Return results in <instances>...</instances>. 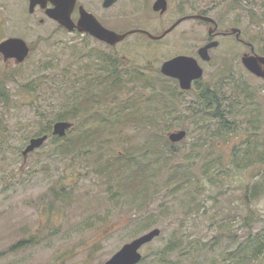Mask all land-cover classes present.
Returning a JSON list of instances; mask_svg holds the SVG:
<instances>
[{
	"label": "rangeland",
	"instance_id": "rangeland-1",
	"mask_svg": "<svg viewBox=\"0 0 264 264\" xmlns=\"http://www.w3.org/2000/svg\"><path fill=\"white\" fill-rule=\"evenodd\" d=\"M168 1L163 14L153 11L152 0H118L108 9L101 0H79V4L119 32L144 28L154 34H162L184 15L205 10L218 22V30L240 28L241 38L264 55V0ZM213 26L188 19L159 40L132 33L108 45L86 33L69 31L38 8L31 13L30 0H0V40L19 36L31 46L23 63L5 60L0 53V264H103L124 244L155 227L162 233L141 248L139 264H264V163L245 169L234 163L247 142H264V80L244 66V53L252 51L236 33L218 38L220 45L211 49L210 61L199 56ZM95 49L123 62L122 69L138 66L153 89L154 82L166 77L161 72L163 62L177 55L194 56L204 68L200 84L179 94L178 117L158 130L166 138L170 132L186 129L187 136L173 143L176 154L167 160L175 164L166 163L155 196L138 195V182L121 187L85 161H93V155L62 151L51 134L43 145L23 154L61 109L70 73L76 80L75 72L86 61L87 55H82ZM173 82L179 86L176 79ZM128 86L133 92H152L141 84ZM209 86L231 111L206 121L186 109ZM129 94H120V99ZM113 106L110 101L103 110ZM223 118L232 129L226 138L208 131ZM129 121L118 124L108 136L111 154L136 157L140 153L149 129L138 120ZM75 135L73 130L70 137ZM151 148L145 156L153 161ZM161 150L168 155L166 148ZM172 167L189 169L190 178L178 173L176 180L169 181ZM131 177L138 178L133 173ZM55 187L67 191V197L56 200L51 192ZM170 239L175 240L177 252L159 258ZM192 239L199 243V253L194 255L186 249Z\"/></svg>",
	"mask_w": 264,
	"mask_h": 264
},
{
	"label": "trees",
	"instance_id": "trees-1",
	"mask_svg": "<svg viewBox=\"0 0 264 264\" xmlns=\"http://www.w3.org/2000/svg\"><path fill=\"white\" fill-rule=\"evenodd\" d=\"M202 13L206 14L205 12ZM84 55H87V58L81 67V71L77 70L75 72L78 75L74 73L76 80H73V75L70 73V77L65 83L66 99L61 104V109L55 114L54 118L48 119V124L39 132L40 135L51 134L54 141L60 142L58 144H60L59 147L62 151L68 153L69 151H79L88 156L93 155V161H85L94 163L98 172L104 171L108 173L112 180L115 178L117 184H120L121 187H131L132 184L138 182V186L135 189L138 195L148 196L149 194L155 196L160 192L158 187H161L157 178L161 177L163 170L166 169V163H169V165L175 164H170L167 159H170V155L176 154V145L170 142L168 137L165 138L163 135H159L158 130L162 125L168 126V122L178 117L180 113L179 102L181 101L179 94L190 92L194 88L191 90H180L179 86L173 82L174 79L166 76L163 77V81L154 82L157 86L154 85L153 89L149 76L136 65L133 66L131 71L122 69L123 62L111 56L108 52L97 49H95V52L89 50L82 56ZM129 84H132V86L141 84L147 89L151 87L152 92L149 94H147V91L133 92V90L127 89ZM198 84H200V80L196 85ZM210 88V86L202 88L197 93L196 98L189 102L186 110L190 112L191 116H198L199 119L208 121L211 120V117L222 116L231 111L230 108L223 106L218 91H212ZM31 90H35L34 86L31 87ZM177 90L179 91L177 92ZM127 91L130 94L125 99H120L119 95ZM214 92L217 94H213ZM235 100L237 99L235 98L233 101ZM110 101H113L114 106L103 110V107ZM215 102L218 103L217 110L213 112L212 107ZM230 107H232L231 104ZM219 108L222 109V113ZM82 116L83 119L81 118ZM69 119L77 120L78 122L72 130H68L65 137L52 134L54 122ZM128 120H133L136 123L138 120L141 126L143 125L149 130L146 132L143 146L138 148L140 153L136 157L128 154L126 156L120 154L118 155L120 157H118L110 153L113 144L108 136L115 132L114 130L118 124L121 125ZM214 125L212 128H208V131H212L218 137L226 138L232 131L230 124L225 118L221 119L217 125L216 123ZM153 127L154 133L152 134ZM73 130L77 132L75 140H73L75 136L70 137ZM71 139L73 142H71ZM77 142L79 143L75 144ZM106 143H109L110 146L106 147ZM247 144L248 147L241 155H235L234 163L242 169L263 164L264 142H247ZM161 147L167 149L168 155H165V151L161 150ZM150 148L154 154L153 161L145 156L146 153L151 152ZM105 150H109L108 155H106ZM160 159H162V164L158 161ZM126 166H129V170L124 175L123 171L127 168ZM171 170L169 181L176 180L178 173H184L187 178H190L189 169L172 167ZM132 173L137 174L138 178H132ZM149 174H152L151 178H149ZM246 188L247 192H249V187ZM51 192L56 200H62L67 197V191H63V189L58 190L55 187ZM251 193H253V190ZM130 194L132 195V191ZM246 199L249 201L251 197L248 196ZM144 227L148 228V224ZM261 243L264 244L263 241ZM198 244L197 239H192L189 242L190 246L186 249L191 251L192 255L197 254L199 253ZM176 247L175 240L170 239L163 248V254L159 258L163 257L166 259L167 256L171 257L172 254L177 252L175 251Z\"/></svg>",
	"mask_w": 264,
	"mask_h": 264
},
{
	"label": "water",
	"instance_id": "water-1",
	"mask_svg": "<svg viewBox=\"0 0 264 264\" xmlns=\"http://www.w3.org/2000/svg\"><path fill=\"white\" fill-rule=\"evenodd\" d=\"M49 1L52 6L47 8L48 17L56 20L60 25L67 28L71 32L77 30L82 33H89L94 38L109 45H116L123 41L129 34L137 32H145L152 38H161L178 24L190 17L200 18L217 26V21L209 15L199 14L194 16H183L171 25L162 35L155 36L144 29H131L127 32H118L110 29L103 25L92 12L85 8L84 5L80 6V16L78 20L75 21L72 14L77 5V0H30V11L34 12L38 5L46 7ZM116 1L117 0H105L104 6L109 7ZM167 8V0H156L153 4V9L155 11H160L161 13L166 12ZM214 30L215 28H211L210 33H213ZM232 32L236 33L239 37L241 29L238 27L233 28ZM218 45V40H212L202 45L198 50L199 56L203 60L209 61L211 59L210 50ZM252 50H254V48ZM29 52V45L26 40L20 37H10L0 43V53L4 55L5 59L15 57L19 62H22L27 58ZM242 62L251 73L264 78V55L256 52L245 53L242 57ZM161 72L167 77L177 79L181 89L183 90L192 89L193 83L202 79L204 76V68L201 66L198 59L194 56L186 54H180L164 61L161 66ZM74 125V122L70 120H58L53 124L52 134L59 137H65L68 130L72 129ZM186 136L187 130L180 129L170 132L168 138L172 143H177L184 140ZM48 138V134L32 138L29 145L23 150V154L27 155L29 152L40 147L48 140ZM161 233L162 229L160 227L151 229L131 242L124 244L119 251L112 255V257L106 260L103 264H139L143 259L141 248L155 240L161 235Z\"/></svg>",
	"mask_w": 264,
	"mask_h": 264
},
{
	"label": "flooded vegetation",
	"instance_id": "flooded-vegetation-1",
	"mask_svg": "<svg viewBox=\"0 0 264 264\" xmlns=\"http://www.w3.org/2000/svg\"><path fill=\"white\" fill-rule=\"evenodd\" d=\"M118 1V0H117ZM116 1V2H117ZM153 1V4L155 3V1L156 0H152ZM168 1V0H167ZM101 2H102V6L104 7V8H111L114 4H112L111 6H109V7H105L104 6V2H105V0H101ZM153 4H152V9H153ZM81 5H83V4H79V0H77V5H76V7H75V10L73 11V14H72V16H73V19L75 20V21H77L78 20V18H79V16H80V10H79V8H80V6ZM52 6V4H51V2L49 1L48 2V4H47V6L46 7H42L41 5H38L36 8H35V10L38 8L41 12H44L46 15H47V8L48 7H51ZM168 6H169V1H168ZM86 8V7H85ZM87 9V8H86ZM88 10V9H87ZM167 10H168V8H167ZM88 11H90V10H88ZM153 11L154 12H157V13H159V14H163V13H161L160 11H155L154 9H153ZM35 12V11H34ZM34 12H31V13H34ZM90 12H92V11H90ZM202 12H205L206 14H204V13H202ZM202 12L200 11V12H198V13H192V14H187V15H184V16H194V15H208L207 14V12L205 11V10H202ZM93 13V12H92ZM165 13V12H164ZM94 15H95V13H93ZM48 16V15H47ZM96 16V15H95ZM210 16V15H209ZM97 17V16H96ZM98 18V17H97ZM52 19V18H51ZM99 19V18H98ZM188 19H195V20H202V19H200V18H194V17H190V18H188ZM187 19V20H188ZM54 20V19H53ZM40 21L41 22H44V19L43 18H41L40 19ZM56 21V20H55ZM99 21H101L100 19H99ZM177 21V20H176ZM175 21V22H176ZM185 21V20H184ZM203 21V20H202ZM174 22V23H175ZM59 23V22H58ZM101 23L103 24V25H105L104 24V22L103 21H101ZM173 23V24H174ZM182 23V22H181ZM172 24V25H173ZM60 25V24H59ZM214 25V24H213ZM106 26V25H105ZM179 26V24L175 27V28H173L170 32H172V31H174L177 27ZM106 27H108V26H106ZM108 28H110V27H108ZM211 28H215V30L213 31V33H210V29ZM210 29H209V32H208V41L206 42V43H208V42H210V41H212V40H218L219 41V45H220V40L218 39L219 37H221V36H227V35H231V34H234L232 31L231 32H227V31H221V30H218L219 29V24H218V22H217V26H213V27H211ZM110 29H112V28H110ZM134 29H144V28H134ZM113 30H115V29H113ZM131 30V29H130ZM144 30H147V29H144ZM167 30V29H166ZM165 30V31H166ZM74 31H77V30H74ZM127 31H129V30H127ZM127 31H124V32H127ZM147 31H149V30H147ZM164 31V32H165ZM150 32V31H149ZM163 32V33H164ZM170 32H168V33H166L163 37H161V38H152V37H150L147 33H145V32H137V33H139V34H144V35H146V36H148L149 38H151V39H153V40H159V39H162V38H164L165 36H167ZM150 33H152V32H150ZM162 33V34H163ZM242 33V32H241ZM86 34H88V35H90L89 33H86ZM153 35H155V36H160V35H162V34H154V33H152ZM130 35V34H129ZM236 35V37L242 42V43H245L247 46H250L251 47V51H252V53L253 52H255V49L254 50H252L254 47H253V45L252 44H250L249 42H247V41H245L243 38H241V34H240V36L238 37L237 36V34H235ZM90 36H92V35H90ZM10 37H19V36H7V37H5V38H3V39H1L0 40V43L2 42V41H4V40H6V39H8V38H10ZM93 37V36H92ZM105 43V42H104ZM206 43H204V44H206ZM107 44V43H106ZM109 45V44H108ZM218 45V46H219ZM218 46H216V47H218ZM29 47H30V52H31V46L29 45ZM216 47H214V48H216ZM213 49V48H212ZM211 51V50H210ZM30 52H29V54H30ZM245 54V53H244ZM4 56V55H3ZM29 56V55H28ZM28 56H27V58H28ZM26 58V59H27ZM25 59V60H26ZM5 60H17V58H15V57H11V58H6ZM24 60V61H25ZM211 60V59H210ZM209 60V61H210ZM18 61V60H17ZM24 61H22L21 63H23ZM263 69H264V66H263ZM260 78H262V77H260ZM263 80H264V78H262ZM177 80V79H176ZM178 81V80H177ZM197 82L198 81H195L194 83H193V87L192 88H194V86L197 84ZM178 83H179V81H178ZM71 121V120H70ZM72 122H74V121H72ZM74 124L76 125V123L74 122ZM75 125L73 126V128L75 127ZM72 128V129H73ZM72 129H70V130H72ZM69 130V131H70Z\"/></svg>",
	"mask_w": 264,
	"mask_h": 264
}]
</instances>
